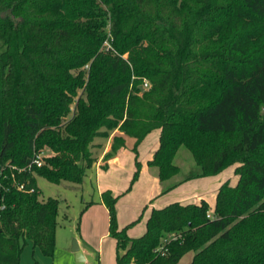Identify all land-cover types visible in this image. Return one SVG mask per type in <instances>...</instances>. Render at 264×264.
<instances>
[{
    "label": "trees",
    "instance_id": "obj_1",
    "mask_svg": "<svg viewBox=\"0 0 264 264\" xmlns=\"http://www.w3.org/2000/svg\"><path fill=\"white\" fill-rule=\"evenodd\" d=\"M156 131L161 184L183 148L199 168L162 195L230 167L238 181L212 207H152L131 237L143 216L121 228L117 204ZM127 138L130 187L101 195L117 264H264V0H0V264H22L29 244L55 254L61 201L41 199L37 176L80 185Z\"/></svg>",
    "mask_w": 264,
    "mask_h": 264
},
{
    "label": "rangeland",
    "instance_id": "obj_2",
    "mask_svg": "<svg viewBox=\"0 0 264 264\" xmlns=\"http://www.w3.org/2000/svg\"><path fill=\"white\" fill-rule=\"evenodd\" d=\"M153 135V134H151ZM149 137H152V136ZM157 135V134H155ZM148 137V139H149ZM151 139V138H150ZM129 143L126 146L128 151L130 152V143L131 140H128ZM146 142L145 145H147ZM109 143V142H108ZM108 145V144H107ZM146 147V146H145ZM140 151V149H139ZM131 153V152H130ZM51 154L50 151H45V155L49 156ZM145 152L144 148H142V152H140V160L144 157ZM103 154L100 156V160L103 158ZM99 160V162H100ZM105 161V160H104ZM103 161V162H104ZM177 164L181 167V173L176 176L173 180L169 181L168 183L164 184H155L153 179H150L146 175L142 176L140 179V186L138 188V191L136 190V183L132 189L128 192L124 199L126 200H120V202L117 204V216H118V223L120 226V223H125L127 220H130V218L133 216L134 209L136 208V205L139 204L140 199H143L147 194L151 195L154 194V190H161L163 192V189L167 187L169 184H173V182H178L180 180H183L185 177H188L192 174H196L199 171V168L196 166L192 156L190 153L183 148L179 155L176 157ZM234 167L228 168L225 171H223L219 177H217L218 182L222 181H229L231 185H235L238 181V177L234 173ZM141 175V173H140ZM140 177V176H139ZM133 178V177H132ZM131 178V181H132ZM149 178V180H148ZM216 178V177H214ZM214 178H206L201 180H195L191 181L189 186L195 187L196 189H201V194L196 195V197H191L189 199V202L199 201V197H205V199L209 202L210 206H214L215 200H216V192L213 190H210L209 187H206V183L210 182L211 179ZM131 181H128V187H130ZM120 181L118 185L119 187L123 186L124 182ZM37 184L41 191V199L47 200L48 198H57L61 201V205L59 208V226L57 229V235H56V248H55V254L52 258L45 257L48 261V264H117L116 258H115V250H116V244L114 239L108 238V235L104 239L103 247L102 249H98L97 241H98V234L95 236H92L91 238L87 237L89 239L88 245H90L91 248L87 251V260L86 261H78L77 254L72 251L73 242L77 239L76 234L77 233V224L80 220V228L82 224L83 215L86 211L82 212L84 207L91 203L92 201L98 202L99 201V187L95 179L94 171H89L87 174V177L85 178L84 182L82 184H73L69 182H65L61 185H56L45 178L38 177L37 176ZM158 187V188H157ZM210 190V191H209ZM116 191V190H115ZM126 191H124L125 193ZM115 193V192H114ZM128 197H131L127 199ZM186 200V199H184ZM123 201L127 204V207L123 206ZM156 204V203H155ZM145 207H142V209L139 211V213L132 219L131 222L125 223L127 225L137 221L140 216H143L142 220L136 224H134L130 229L133 230L134 234H138L142 232L144 228H146V220L149 214L150 209H146ZM120 212H118L119 210ZM120 214V215H119ZM89 228L85 232L89 233L92 231V225L89 223ZM96 233V232H95ZM130 234V233H129ZM75 236V237H73ZM80 236V235H77ZM137 236V235H134ZM83 242V241H82ZM85 243V242H84ZM83 245H86L84 244ZM70 246L69 250H66V246ZM38 250V249H37ZM32 249L26 250L23 264H35L36 260L32 255ZM39 251V250H38ZM68 256V258H67ZM192 260V255L188 254L179 262V264H190Z\"/></svg>",
    "mask_w": 264,
    "mask_h": 264
},
{
    "label": "crops",
    "instance_id": "obj_3",
    "mask_svg": "<svg viewBox=\"0 0 264 264\" xmlns=\"http://www.w3.org/2000/svg\"><path fill=\"white\" fill-rule=\"evenodd\" d=\"M151 134H153V135H151ZM151 134L150 135L152 137H149L150 135H148L147 138L144 140V142L139 147V149H140L139 159H140V152H142V148H144V152H145L144 157L140 160L142 168H141V175L139 178H142V176L146 175L150 179H153L155 184H157V183L159 184L160 180L158 178L157 170L151 169L148 166V161H150L153 158V155L159 146L160 134L158 131L153 132ZM155 134H157V135H155ZM148 137H149V139H148ZM129 139L131 140V143H130V147H131L130 152L131 153L128 151V149H126L127 148V146H126V148L121 149L118 152V154L115 155V157L111 158L110 160H105V159H103L104 155L111 150V146H112V139H110L108 141L109 143H107L108 145L106 146L105 151L103 153V156H102L103 158L101 160L99 159L100 162L98 161V163L96 164V166L93 170L94 174H95L96 182H97L98 187H99V201L98 202L92 201V203L89 204L88 208L86 209L85 214L83 215L82 224H81V228H80V234H76L78 245H79V251H80V255L77 257V259H78L77 262L87 260V256H88L87 251L89 250V248H91L90 245H88L89 239L87 237L91 238L92 233H93L94 238L98 234V241H97L98 249H102L104 239L107 235H108V238H111L109 236V212H108L107 207L105 206V204H103V202L101 200V195L106 190H111L114 195H121L124 193V191L127 190V187H128L127 183H128V181H131V178L133 177V175L136 171L135 154L132 152V148L134 146L135 140L132 138H127L126 139L127 144L129 143V141H128ZM148 140H150L149 143H147V145H145L146 142H148ZM219 176H220V174L217 176H213V177H207V178H214V177H216V178L211 179L210 182L206 183L207 184L206 187H209L210 190H213L214 192H216V195H217V191H218L219 187L223 183L222 179L220 182H218L217 177H219ZM149 178H148V180H149ZM201 179H206V178L194 179V180H190L188 182H185L183 184H180L178 187H176L175 189H173L172 191H170L164 195H162L160 188H159V190H154V192H155L154 194H151V195L147 194L143 199H140L139 204L136 205V208L134 209L133 216L130 218V220H127L125 223L131 222L132 219L139 213V211L144 206H149V209L151 210L152 207L161 208V207H164V206H166L170 203H173V202L189 203V199L191 197H196V195L199 196L198 194H201V192H202L201 189L198 190L195 187L189 186V184L191 183V181L201 180ZM120 181L124 182L123 186H121V187H119L120 185H118ZM140 182H141V180L139 179L135 185V187H136L135 192L138 191V188L140 186ZM160 184H161V182H160ZM127 194H125V195H127ZM127 196H129V195H127ZM125 197L126 196L123 195L120 198L121 202H122V200H126V199H124ZM129 198H131V197H128L127 199H129ZM184 199H186V200H184ZM202 199H205V197H199V201H201ZM120 200H119V202H120ZM193 202H196V201H193ZM123 206L127 207V204L125 203V201H123ZM118 212H120V210ZM149 214H150V211H149ZM149 214H148V217H149ZM148 217H147V219H148ZM89 223H91V225H92V231L89 233L88 232L86 233L85 231L88 230V228L90 226ZM125 223H120V227L121 228L125 227V225H126ZM133 230L128 231V233H130L129 235L131 237H139V236L144 234V232L146 231V228H144L142 230V232H140L138 234H134ZM77 235H80V236H77ZM134 235H137V236H134ZM73 237H75V236H73ZM83 243L86 245H83ZM115 244H116V242H115ZM69 248H70V246H68V245L65 247L66 250H69ZM27 249L28 250L32 249V251H31L32 255L36 260L35 264H48V261H46L47 259L40 252L39 249H38L39 251L37 249H33V246L31 244L27 245V247L25 248V251ZM25 251L22 255V264H23ZM67 258H68V256H67ZM115 258H116V250H115Z\"/></svg>",
    "mask_w": 264,
    "mask_h": 264
},
{
    "label": "built area",
    "instance_id": "obj_4",
    "mask_svg": "<svg viewBox=\"0 0 264 264\" xmlns=\"http://www.w3.org/2000/svg\"><path fill=\"white\" fill-rule=\"evenodd\" d=\"M108 48H110L109 45H107ZM145 87H148V83H145ZM45 153L41 152L40 154H38L36 156V158L33 160V162L29 165L28 169L30 170L32 168L33 165H36L37 167H41L43 164V157H45ZM19 190H24V185H19L18 186ZM33 191V190H32ZM210 217V216H209ZM134 264V263H131Z\"/></svg>",
    "mask_w": 264,
    "mask_h": 264
},
{
    "label": "water",
    "instance_id": "obj_5",
    "mask_svg": "<svg viewBox=\"0 0 264 264\" xmlns=\"http://www.w3.org/2000/svg\"><path fill=\"white\" fill-rule=\"evenodd\" d=\"M72 251H73L74 253H76V254H77V256H79V255H80V251H79V245H78V241H77V239H76V240H74V242H73Z\"/></svg>",
    "mask_w": 264,
    "mask_h": 264
}]
</instances>
